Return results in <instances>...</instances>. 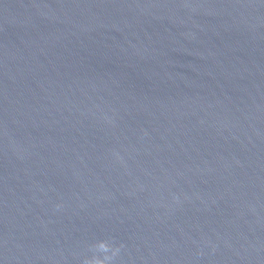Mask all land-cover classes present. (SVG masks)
<instances>
[{"label": "water", "instance_id": "water-1", "mask_svg": "<svg viewBox=\"0 0 264 264\" xmlns=\"http://www.w3.org/2000/svg\"><path fill=\"white\" fill-rule=\"evenodd\" d=\"M264 264V0H0V264Z\"/></svg>", "mask_w": 264, "mask_h": 264}, {"label": "clouds", "instance_id": "clouds-1", "mask_svg": "<svg viewBox=\"0 0 264 264\" xmlns=\"http://www.w3.org/2000/svg\"><path fill=\"white\" fill-rule=\"evenodd\" d=\"M87 264H103V262L99 260H90V261H87Z\"/></svg>", "mask_w": 264, "mask_h": 264}]
</instances>
